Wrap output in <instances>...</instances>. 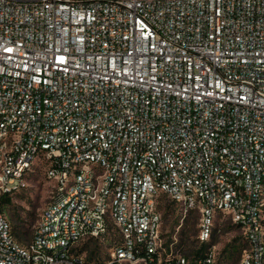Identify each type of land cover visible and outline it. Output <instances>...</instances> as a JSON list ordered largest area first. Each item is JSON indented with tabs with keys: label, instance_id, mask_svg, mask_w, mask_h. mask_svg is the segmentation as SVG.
Listing matches in <instances>:
<instances>
[{
	"label": "built area",
	"instance_id": "1",
	"mask_svg": "<svg viewBox=\"0 0 264 264\" xmlns=\"http://www.w3.org/2000/svg\"><path fill=\"white\" fill-rule=\"evenodd\" d=\"M38 161L55 190L23 242L2 198ZM163 195L264 264V0H0V264H219L165 238Z\"/></svg>",
	"mask_w": 264,
	"mask_h": 264
},
{
	"label": "rangeland",
	"instance_id": "2",
	"mask_svg": "<svg viewBox=\"0 0 264 264\" xmlns=\"http://www.w3.org/2000/svg\"><path fill=\"white\" fill-rule=\"evenodd\" d=\"M18 179L10 186H15ZM54 181L46 174L45 164L38 161L28 173L25 184L12 193V202L6 204L13 230L20 240L26 242L31 239L38 219L54 194ZM160 210L164 219V236L171 239L177 236V246L184 252L201 242L196 241L200 229V211L198 208L191 210L186 216L183 215L182 205L167 195H163L160 201ZM264 211V210H263ZM194 220V229L191 239L185 241L182 237L184 226L188 220ZM117 238L115 230H112L105 238H87L79 245V251L84 252L87 257L91 250L100 247L94 258L90 261L100 262L107 259L112 250L114 239ZM187 240V239H186ZM208 244H215L220 250L219 264H238L241 251L244 246V237L239 226L233 223L228 214L218 213L214 224L212 237ZM226 249V250H225Z\"/></svg>",
	"mask_w": 264,
	"mask_h": 264
},
{
	"label": "trees",
	"instance_id": "3",
	"mask_svg": "<svg viewBox=\"0 0 264 264\" xmlns=\"http://www.w3.org/2000/svg\"><path fill=\"white\" fill-rule=\"evenodd\" d=\"M11 195L12 194H5L2 198V202L4 204H9L12 202V198H11ZM194 220H188L186 225L184 226V230H183V233H182V237L185 238V243L186 241L190 240L191 239V233L193 232V225H194ZM238 226V225H237ZM172 239V238H171ZM187 239V240H186ZM196 241H199L198 240V237L196 239ZM208 247V242L204 241V242H201L198 246L194 245V247H191L189 250H188V253L189 255H193L194 257H204L206 255L205 251H206V248ZM180 248V247H178ZM100 249L99 246H97V249L96 247L93 248L91 250V252L89 253L88 255V259L89 261L92 260L94 258V256L96 255V253L98 252V250ZM182 249V248H180ZM226 250V249H225Z\"/></svg>",
	"mask_w": 264,
	"mask_h": 264
}]
</instances>
